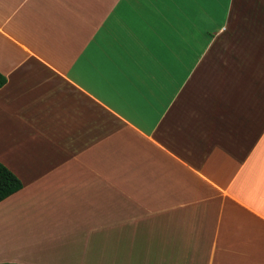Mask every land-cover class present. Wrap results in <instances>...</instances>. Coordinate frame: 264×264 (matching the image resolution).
Returning <instances> with one entry per match:
<instances>
[{"label": "crops", "instance_id": "1", "mask_svg": "<svg viewBox=\"0 0 264 264\" xmlns=\"http://www.w3.org/2000/svg\"><path fill=\"white\" fill-rule=\"evenodd\" d=\"M0 263L264 264V0H0Z\"/></svg>", "mask_w": 264, "mask_h": 264}, {"label": "trees", "instance_id": "2", "mask_svg": "<svg viewBox=\"0 0 264 264\" xmlns=\"http://www.w3.org/2000/svg\"><path fill=\"white\" fill-rule=\"evenodd\" d=\"M6 84L5 76L0 74V89ZM22 189L21 181L2 163H0V202ZM16 264V263H0Z\"/></svg>", "mask_w": 264, "mask_h": 264}]
</instances>
